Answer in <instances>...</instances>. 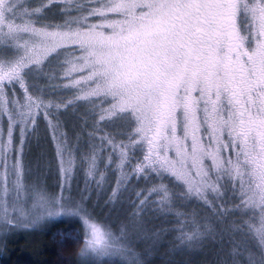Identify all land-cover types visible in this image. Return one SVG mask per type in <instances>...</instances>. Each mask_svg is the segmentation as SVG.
Segmentation results:
<instances>
[{
    "label": "snow or ice",
    "instance_id": "1",
    "mask_svg": "<svg viewBox=\"0 0 264 264\" xmlns=\"http://www.w3.org/2000/svg\"><path fill=\"white\" fill-rule=\"evenodd\" d=\"M40 80L71 99H34L28 92L44 91ZM41 107L56 110L49 125L66 181L77 159L87 164L86 182L103 179L106 154L108 168L136 161L118 186L140 174L146 185L171 187L153 183L126 208L127 189H113L104 207L114 232L93 222L83 195L57 198L38 179L26 184ZM61 115L68 132L59 131ZM43 163L41 153L37 171ZM152 196L160 215L193 199L204 209L168 229L176 235L162 264H264V0H0V233L59 210L78 218L75 233L58 241L72 252L83 239L76 264H105L114 253L150 264L141 257L159 251L165 232L146 219ZM134 239L149 248L136 255Z\"/></svg>",
    "mask_w": 264,
    "mask_h": 264
},
{
    "label": "rangeland",
    "instance_id": "2",
    "mask_svg": "<svg viewBox=\"0 0 264 264\" xmlns=\"http://www.w3.org/2000/svg\"><path fill=\"white\" fill-rule=\"evenodd\" d=\"M22 94L23 90H19V92L17 93V98L21 99V101L23 102ZM28 95L33 94L31 93V91H29ZM33 98L35 99V95H33ZM49 109H51V107L48 109L41 107L36 110V123L39 127L37 132L34 133L31 137V144L29 146L30 155L29 157L25 158V163H27L28 159H32L33 155H36L35 157H37L41 153H43L44 163L42 168L37 171L35 166V157L34 159H32V174L25 180V183L30 184L38 179L45 191L49 194H55L57 198L64 197L65 199H67L71 197L73 199H76L77 201H80L81 195H83V207L88 212L93 213V222L98 223L101 225V227H103L104 225L99 221L101 220L102 222H105L106 217L108 216V208H105L104 205L105 202L108 200L106 197L109 194L110 184L112 183L114 178L115 183L111 188V192L117 187H119V189L121 190L127 189L126 191H123L121 202L124 204L125 208L128 206V204L132 203L128 198L127 193L128 191H130L132 187L131 185L133 184L124 186V184L127 182L126 180L124 183L118 186L117 181L122 178L123 173L131 174L132 167L135 166L136 162L133 163L130 169L129 167H125L123 171L117 168L115 164H112L111 168H108L106 166L110 163V160L105 154L104 163L100 164L98 161V168L102 166L108 169L107 171L99 170L100 173H103V179L99 174H97L95 178H93L92 176H88L86 182L85 174L87 172V164L82 162L80 159H77L76 170L73 172L72 178L66 181L64 176L59 171V160L58 158H55L54 154L55 141L53 140V136L57 133L54 128L49 125V121H51L52 124V115H45V113L48 112ZM65 119L66 118L64 116H60V132L69 131V127L65 126L64 124ZM45 121H47L48 123L46 124ZM55 123H53L52 125H54ZM83 142V140H81L80 142L81 146L80 152L78 154L80 156L87 152V148L82 146ZM71 144L73 146L77 145L75 137L71 139ZM139 155L142 156V153ZM169 158L175 159L174 149L172 152L169 153ZM131 177L132 176L130 175L129 178ZM132 178H140V174H136ZM97 181H100L99 187L97 186ZM109 207H111V205H109ZM93 209H95L94 212ZM66 218L72 220L78 219L70 215H65L63 212L58 210V214L56 216L49 217L38 225H20L12 227L6 230V232L0 233V252L5 251L6 249L8 250L13 244H16L20 241H23V247L25 248V251L32 252L34 248H36L40 244L41 235L45 230L49 228L53 221ZM112 220H115V216H113ZM112 220H110L111 222L106 221V223L108 227L115 232L116 228L118 227V224H113ZM150 243L151 242H146L142 239H134L132 244L130 245V248L136 255H140L142 252L146 251L149 248ZM103 260L105 261V264H131L132 257L128 255L114 253L112 255L104 257Z\"/></svg>",
    "mask_w": 264,
    "mask_h": 264
},
{
    "label": "trees",
    "instance_id": "3",
    "mask_svg": "<svg viewBox=\"0 0 264 264\" xmlns=\"http://www.w3.org/2000/svg\"><path fill=\"white\" fill-rule=\"evenodd\" d=\"M40 87L44 89V91H37L31 93L35 96H40L46 103L48 101H55L59 102L58 97L62 96L66 101L71 99L72 92H58L53 93L50 89L46 87V82L44 80L38 81ZM50 112H52V124L56 122L54 116L57 114L56 110L54 108L49 109ZM63 112V109L60 110ZM79 111H83V106L79 108ZM43 117V116H41ZM40 118V117H39ZM44 119V118H43ZM47 124L48 122L45 121ZM90 131V129H89ZM52 134V133H51ZM83 147L85 145V142L82 143ZM82 147V148H83ZM87 148V147H86ZM55 154V149H54ZM36 155H33L32 159H34ZM54 158V157H53ZM136 162L133 160V163ZM130 169V167H129ZM99 170H108L105 167L100 166ZM131 183L126 182L125 185L133 184L131 185L130 191H128L127 195L128 198L131 196L130 201H135V195L134 193L140 192L145 187H151L153 183L159 184L163 183L165 185H169L168 180H153L150 181L147 185L145 184V181L140 178H130ZM139 181V182H137ZM115 183V178L113 179L112 183L110 184L109 194H111V188ZM178 191V189H176ZM143 199V197L141 198ZM152 201H155L152 205V210L145 213L146 219L149 220L151 225H156L157 228H164L165 232L160 238V241L157 242V248L158 252L150 251L147 256H143L142 259L147 260L150 262V264H162L164 257V252L166 249L170 246V242L174 239V236L176 233H171L168 231V229L176 227L179 228L182 224L190 223L191 221V213L193 211H198L201 214H203L204 209L200 207V202L193 199L191 202L182 201L172 208V214L169 215H160L159 213L155 212V208L159 206V197L158 196H152ZM139 201H136V203ZM183 205V206H181ZM231 208V203L228 205ZM177 212H184L187 213V216H180L177 217L175 213ZM101 218V217H100ZM177 219L180 223H177ZM99 221V220H98ZM107 222H111L110 220L106 219L105 222H101L103 225L107 224ZM79 228V224L77 223V220H72L69 218L66 219H59L53 221V223L49 226L47 230L43 232L41 235L40 244L34 248L32 252L25 251V248L23 247V241H20L16 244H13L8 250L0 252V264H76L77 257L74 255V251L81 247L82 239L79 242H71V248L72 252H66L64 251L58 241L60 240L61 236L66 232H73ZM160 244H163L164 247H160ZM69 247L68 244L65 245V248Z\"/></svg>",
    "mask_w": 264,
    "mask_h": 264
},
{
    "label": "clouds",
    "instance_id": "4",
    "mask_svg": "<svg viewBox=\"0 0 264 264\" xmlns=\"http://www.w3.org/2000/svg\"><path fill=\"white\" fill-rule=\"evenodd\" d=\"M79 253V248L74 251V255H77Z\"/></svg>",
    "mask_w": 264,
    "mask_h": 264
}]
</instances>
